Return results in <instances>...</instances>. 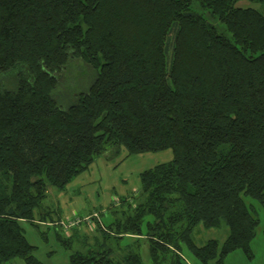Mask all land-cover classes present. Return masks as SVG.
<instances>
[{
    "label": "trees",
    "instance_id": "16d2710c",
    "mask_svg": "<svg viewBox=\"0 0 264 264\" xmlns=\"http://www.w3.org/2000/svg\"><path fill=\"white\" fill-rule=\"evenodd\" d=\"M240 1L0 0V264H43L24 222L59 227L68 245L79 225L48 219V189L122 149L173 159L141 174L122 217L82 222L95 246L68 264H146L104 247L125 237L147 240L150 264H189L184 245L200 264L252 257L260 218L247 199L264 207V11ZM199 225L228 235L198 246Z\"/></svg>",
    "mask_w": 264,
    "mask_h": 264
},
{
    "label": "rangeland",
    "instance_id": "374dc122",
    "mask_svg": "<svg viewBox=\"0 0 264 264\" xmlns=\"http://www.w3.org/2000/svg\"><path fill=\"white\" fill-rule=\"evenodd\" d=\"M238 5L264 11V4H256L248 0L240 1ZM71 68L73 70L71 77L80 80L84 78L81 76L83 71L85 72L83 64H74ZM70 69H68L69 78ZM172 159L171 149L128 156L127 151L122 149L116 157L110 158L103 155L96 159L87 170L76 176L64 189L50 187L47 197L43 200L42 208L51 211L48 219L54 221L84 218L96 212L106 226L115 219L114 211H118L117 216L122 217L121 211L128 210L127 205H123L122 199L133 202L140 196L141 174L145 170L170 162ZM247 203L255 206L260 218L257 235L251 243L252 257L249 258L242 250H236L225 259L224 264H264V207L250 198L247 199ZM35 214V217H38L40 210L36 209ZM52 225L57 227L59 222L52 223ZM60 226H62L61 223ZM23 227L29 242L35 246L33 255L43 264H68L74 252L92 249L95 246L93 236L98 235L95 228L91 229L86 223H82L72 230L71 236L75 235L66 245L59 239L57 231L64 239H68L70 235L61 231L59 227L57 230L47 224L36 226L31 222H24ZM227 235V228H205L199 225L194 229L192 238L198 246H203L211 239L224 242ZM104 247L115 250L113 255L115 259L125 256L128 252H137L146 264L153 261L149 252V244L144 239L125 237L116 241L112 238ZM183 256L189 264H200L185 245ZM6 264L27 263L23 258L16 257Z\"/></svg>",
    "mask_w": 264,
    "mask_h": 264
},
{
    "label": "built area",
    "instance_id": "2783aa9c",
    "mask_svg": "<svg viewBox=\"0 0 264 264\" xmlns=\"http://www.w3.org/2000/svg\"><path fill=\"white\" fill-rule=\"evenodd\" d=\"M99 217L98 213H93L84 218H75V219H67L66 221L62 222V226L65 230H69L72 227L80 225L82 222L92 223L94 222L95 218Z\"/></svg>",
    "mask_w": 264,
    "mask_h": 264
}]
</instances>
